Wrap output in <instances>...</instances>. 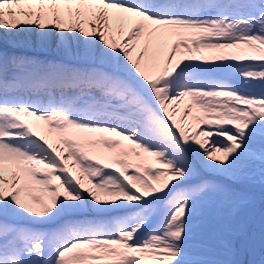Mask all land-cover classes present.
Wrapping results in <instances>:
<instances>
[{
	"label": "snow or ice",
	"instance_id": "1",
	"mask_svg": "<svg viewBox=\"0 0 264 264\" xmlns=\"http://www.w3.org/2000/svg\"><path fill=\"white\" fill-rule=\"evenodd\" d=\"M0 264H264V0H0Z\"/></svg>",
	"mask_w": 264,
	"mask_h": 264
},
{
	"label": "rangeland",
	"instance_id": "2",
	"mask_svg": "<svg viewBox=\"0 0 264 264\" xmlns=\"http://www.w3.org/2000/svg\"><path fill=\"white\" fill-rule=\"evenodd\" d=\"M257 198H258V193H257Z\"/></svg>",
	"mask_w": 264,
	"mask_h": 264
}]
</instances>
